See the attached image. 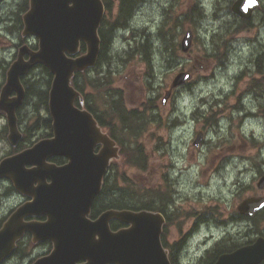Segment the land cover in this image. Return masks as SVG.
Instances as JSON below:
<instances>
[{"label": "rangeland", "instance_id": "374dc122", "mask_svg": "<svg viewBox=\"0 0 264 264\" xmlns=\"http://www.w3.org/2000/svg\"><path fill=\"white\" fill-rule=\"evenodd\" d=\"M25 1L28 4V0H8L1 8L0 84L4 81L2 70H7L15 59L16 45L20 44L18 15L27 9ZM232 1L137 0L131 8L133 12L130 11L128 19L125 18L124 22L129 23L118 29L113 38L115 60L120 56L119 63L111 66L116 73L113 86L122 91L126 106L142 107L148 96H157L158 107L157 116L145 129L147 131L133 139L149 152L147 168L138 170L123 165L120 157L113 168H117L119 173L124 172L127 180L124 182L120 179L118 185L127 187L136 183L146 190L151 184L156 190H164L162 176L164 172L167 174L169 185L165 188L168 189L167 193L175 194L170 207H174V214L167 228L166 239H184L189 249L180 257V264H203L199 256L207 253L205 264L211 254L206 251L212 248L217 237L227 235L230 238L233 235V238L224 241L242 243L254 239L259 231L264 230V221H260L259 216L252 218L251 223L249 221L245 226H229L230 233L225 231V234L222 230H216L215 226L192 229V222L202 213L211 215L217 212L216 215L221 214L219 222L228 220L242 198L264 195V189L256 188L258 179L264 174V82L260 87H250L261 76L255 74V64L250 68L246 65L253 53H262L264 0H261L260 8L253 14L247 27L232 14ZM117 7L114 1L111 11L105 13L107 20L118 16ZM195 7L200 8L198 13L197 9H192ZM189 13L192 15L191 23L187 20ZM6 23L10 32L5 36ZM162 27L171 34L172 47L177 44V54L168 51L169 59L162 58L155 51L160 44L156 38L157 31ZM187 28L193 30L194 36L190 51L185 53L178 47ZM141 38H150V44L154 47L149 55L151 72L136 54V44ZM23 43L36 46L37 41L29 37ZM215 54L217 57H213ZM187 71L192 73V87L180 89L172 102L169 95L167 103L162 105V98L174 76ZM38 81H41L40 78ZM225 86L227 92L224 91ZM247 89L263 96L254 100L253 95H245ZM28 107L31 109V106ZM101 107L103 109L105 104ZM257 109L261 110L259 118L245 115L249 111L256 114ZM39 113L43 114L44 110ZM3 123L0 120V131ZM200 131L203 132V140L194 146L193 140ZM209 133L215 139L207 138ZM119 134L127 137L125 132ZM127 142L131 143V140ZM157 145L160 147L154 148ZM7 151V142L0 137V157ZM173 172L175 174L171 175ZM244 176L249 177L247 181L243 179ZM12 203L13 200H2L0 195V218ZM254 219L257 225L252 223ZM46 249V246H39L34 254Z\"/></svg>", "mask_w": 264, "mask_h": 264}, {"label": "water", "instance_id": "95a60500", "mask_svg": "<svg viewBox=\"0 0 264 264\" xmlns=\"http://www.w3.org/2000/svg\"><path fill=\"white\" fill-rule=\"evenodd\" d=\"M258 4L257 0H236L231 10L249 18ZM103 15L101 0H29V8L23 14L22 33L35 35L38 49L19 47L18 57L8 68L0 90V111L5 113L7 138L15 145L20 138L16 111L25 93L20 78L41 64L53 76L48 93L53 134L0 161V178H10L19 191L32 197L0 229V262L14 250L16 240L30 232L34 241L48 239L53 243L52 251L33 264H169L160 242L164 223L161 213L109 209L96 219L87 217L110 161L118 156V147L101 131L93 115L75 104L83 98L71 85V79L76 72L95 65ZM192 38V30L182 36L183 52L190 49ZM81 45L85 51L78 54ZM190 79L189 72L176 74L162 103L174 87ZM12 92L15 96L9 97ZM201 139L202 133L198 132L193 145H199ZM98 144L101 147L95 151ZM52 156L68 161L59 167L48 165L46 159ZM27 164L34 167L25 168ZM45 177L51 180L50 184H46ZM35 181L38 185L32 186ZM257 185L264 186V176ZM263 206L264 197H248L237 210L251 215ZM34 214H43L46 220L23 221ZM111 219L127 226L112 231ZM263 259L264 237L260 236L252 244L220 255L214 264H259Z\"/></svg>", "mask_w": 264, "mask_h": 264}, {"label": "trees", "instance_id": "16d2710c", "mask_svg": "<svg viewBox=\"0 0 264 264\" xmlns=\"http://www.w3.org/2000/svg\"><path fill=\"white\" fill-rule=\"evenodd\" d=\"M122 2L123 3L117 19H114V22L112 20L105 21V19H103L102 24L99 28L101 44L96 65L91 69H87L80 73H75L72 78L71 84L82 95L83 107L91 112L94 118L97 120L98 124L105 131H107L114 140L118 142L119 146L121 147V164L135 167L138 170H144L148 166L149 152L145 151L143 147L137 142H133V139H137L139 136L143 135L144 132L147 131L145 130L147 128V124L152 120H155L157 114H149L148 110L150 109L151 112L156 111V98H147L146 103H144L145 106H143L142 110L128 109L125 106V100L122 91L113 86V79L116 73L115 71H113L111 66L114 63H119L120 60L119 55L118 59L115 60L116 57L112 52L113 38L115 36L117 27L125 25V18H127L129 15L128 13H130L128 11H131V8L136 3L132 0H122ZM24 5H26L25 7H27V2ZM107 9H110V6L107 5ZM192 9L197 8L195 7ZM198 10H200V8L197 9V13ZM190 17H192V15L189 13L187 16V20H190L189 23H191L192 21ZM171 29H173V27H171ZM157 34V38L160 44H158L155 51H158L161 57L165 59L170 58L168 51H170L171 54L174 53L176 55L178 50L177 44L175 47H172V45L170 44L171 34H169V31H165L162 27L157 32ZM110 41L112 42V44L110 43ZM150 42V38H141L140 40L138 39V42L136 44V54L140 57V60H142V62L146 63V67L151 72L152 64L150 63L149 55L152 54V51H154V47L151 46ZM84 49L85 48L82 45L81 52H83ZM43 71L48 73L45 68ZM93 73L94 75L91 76ZM48 75L49 79L45 83L46 87H49L51 82V75L49 73ZM33 85L34 83H30L27 88L32 87ZM28 94L30 103V98H36V102L33 103V111L35 113L34 118H36V121H34L32 124L35 123L33 126L38 132L37 139L51 136V119L47 113L46 107L47 90H42L41 88L35 87L28 90ZM76 103L77 105H79L78 101H76ZM103 103L105 104V107L102 109L101 106H103ZM42 109L44 110V113H41V115L39 112ZM35 130L31 131H34L36 134ZM119 132H125L127 137L125 135H122L121 137ZM30 137L31 136L29 131L27 143L25 144V146L31 143V141H29ZM122 138L126 140L123 141ZM129 139L131 140V143L127 142L129 141ZM158 147L160 146H154V148ZM19 148H23V145L19 144ZM116 163L117 161L113 164V166L116 165ZM113 166H111V168ZM111 168L109 169L107 175L104 177L102 190L94 201L93 210L101 212L105 209L110 208L131 210L145 209L160 211L161 213L165 214V216H167L165 209L168 207L167 203L171 204V198L169 197L170 194L167 193L168 189L165 188L164 190H156L152 189L149 185L146 190H144L140 188L141 186L136 183H134L135 186L130 185L127 187L118 185L120 179H123V181L126 182L127 179L125 177V174L124 172L119 173L117 168ZM258 216L261 218L260 221H264L263 212H261ZM252 223H255V225H257L256 219H254ZM167 228L168 226L166 223L162 233V240L164 245L167 244L165 241L166 233H168ZM258 234L264 235L260 231L258 232ZM236 242L237 241H223L215 245L212 248L213 254L210 255L205 264H212L220 253L233 249L236 245Z\"/></svg>", "mask_w": 264, "mask_h": 264}, {"label": "flooded vegetation", "instance_id": "af4514ba", "mask_svg": "<svg viewBox=\"0 0 264 264\" xmlns=\"http://www.w3.org/2000/svg\"><path fill=\"white\" fill-rule=\"evenodd\" d=\"M114 1H115L116 5H118V7H117V13L118 14L117 15L119 16L120 8H121L122 3H123L122 0H103L104 6H105V10L111 11V7L114 4ZM132 1L136 2L137 0H132ZM4 3H8V0H1L0 1V12H1V8H2ZM25 3H26V1H25ZM107 5L110 6V9H107ZM116 17L113 18V20H112L113 22L115 21L114 19H117ZM18 20H21V16L18 17ZM21 23H22V20H21ZM250 23L251 22H249V24ZM18 29H19V27H18ZM20 30H21V28H20ZM9 32H10V28L8 27V25L6 23V27H5V31H4L3 35L6 36V35L9 34ZM28 39L29 38L22 37L21 34H20V44L23 43V42H26ZM260 40H262V39H260ZM19 45H16V48ZM260 48L262 50V53H258V54L257 53H253L247 59L248 61H247L246 65L250 68L252 64H255L254 72H255V74L259 73L260 76H261L260 78L255 79L253 86L250 85V87H260L261 84L264 82V45H261ZM16 55L13 57V59L16 57ZM258 57H260V58H258ZM26 58H28L27 55H25V59ZM43 70H44L43 66L37 64L36 66L31 68L25 75L21 76V81H22L23 87L25 89V96H24L25 98L23 99V104L16 111V115H17V119H18V126H19V129L22 132V136L23 137L18 141V143H17V145L15 147H11L9 145V142H8V139H7L8 130H7V125H6V121H5V113L0 111V120L4 121L3 127H2V129L0 131V137H4V132H5V130H7V132L5 134V140L7 142L8 151H12V152L6 153L7 156H10L9 154H11V153L15 154L16 151H18L19 144H21V145H25L26 144L29 131H30V136H31L29 141H31V143L27 147H29V146L31 147V145H33L35 143V141H37L38 132L35 130V127L33 126L35 123L32 124L34 121H36V118L30 119V116H34L33 103L36 102V101H34V100H36V98H31L34 102H32V100H31L32 104L28 103V105L26 104V99H27V97L29 95L28 94V90H30L31 88H35V87L39 88L37 86L39 78L42 81L41 82L42 85H43V83H46L48 81L49 75H48L47 72H45ZM2 74L4 75V81H3L2 84H0L1 86L4 84L5 79H6V70L5 71L2 70ZM43 80H44V82H43ZM30 83L31 84L34 83V85L32 87H28L27 88V86ZM41 89L44 90L43 86H42ZM245 93H247L245 95H251V96L253 95L254 100H258V99H260L263 96V94L260 95L259 92H256V93L252 92V91L250 92L249 89H247ZM14 96H15L14 92L9 94V97H14ZM247 99H248V96H247ZM28 106H31L32 110L29 109ZM259 107H261V106H259ZM260 115H261V110H258V109H257V113L256 114L251 112V111L246 113V116H249V118L253 117V116L256 117V118H259ZM31 130H35L36 134H35L34 131L32 132ZM13 154H11V155H13ZM7 156H4V157H7ZM66 162H67V160L65 158H63V157L60 158L58 156H52V157H48L46 159V163L48 165L52 164V165H55V166H62ZM33 167L34 166L30 165V164L25 165V168H29L30 169V168H33ZM153 169H155V167H153ZM163 176H164L165 179L167 178V174L165 172L163 173ZM45 180H46L47 184L51 183V180L48 177H45ZM37 185H38V182L35 181L32 186H37ZM1 190H3V191H1ZM20 192L21 191L16 189L14 183L12 182V180L10 178L1 179L0 180V195L2 196V200H13L12 205H10L7 208V210H6L7 213L0 218V228H1L2 224L4 223V221L12 214V212L18 206H20L23 203H26L29 200H31V198H32L31 196L23 194V193H20ZM174 194H175V192H172V194H170V196H169L171 198V202L174 200ZM97 196H98V194L93 197L90 213L88 215V217H90L91 219H96L98 217V215H99V212L93 210L94 201H95ZM165 211L167 213V216H165V214L163 215L164 219H165L164 223H167L168 224L167 226H169L171 224V216H172V214H174V207L170 208V206H168L165 209ZM171 211H172V213H171ZM216 214H217V212H216ZM216 214H214V213H211V215L207 214V213L200 214V216L196 217L195 221L192 222V229H196V228L202 227V226L207 227V228L215 226L216 230H222L224 232V234H225V231H228V233H230L229 232V228L230 227H236V225L245 226L246 223L249 222V221L251 223V217H254V215L256 213L253 214V215H250V216H246V215H243V214H240V213H237V212L234 211L229 216L230 218L228 220H224V221H220V222L218 221L219 220L218 218H219L220 214L219 215H216ZM23 220L24 221H39V222H43V221L46 220V216L43 215V214L28 215V216L24 217ZM123 226H125V224H123L122 222H120L118 220H111L110 221V229L111 230H117V229H119V228H121ZM249 230H251V228ZM245 235H247V234H245ZM210 236H213V234H210ZM206 237H207V235H206ZM233 237L234 236L232 235L230 238H233ZM33 238L34 237H33L32 233L25 232L24 236L17 242L18 248L16 247L14 253L9 257V259L7 258V259L4 260V264H33L37 259L41 258L42 256H46L52 250L53 244L49 240H43V241L37 240L35 242ZM230 238H227V235L226 236L224 235L222 237H217V238H215L213 246L223 242L225 239H230ZM252 240L253 239H249L247 243L239 244L238 246L252 243L253 242ZM161 241H162V244H163V246H162L163 250L165 251L166 257L169 260V264H180V257L182 256L183 253L186 254L188 252V245L183 242L184 239L180 240V241H169V239H165V241L167 243L165 245H164L162 239H161ZM39 246H46L47 249L44 252H42V253L34 254V251ZM234 249H236V247L231 249V250H228L226 252L233 251ZM199 259H203V254H201L199 256ZM261 264H264V262L261 263Z\"/></svg>", "mask_w": 264, "mask_h": 264}, {"label": "clouds", "instance_id": "9594fccd", "mask_svg": "<svg viewBox=\"0 0 264 264\" xmlns=\"http://www.w3.org/2000/svg\"><path fill=\"white\" fill-rule=\"evenodd\" d=\"M119 31V30H118ZM224 91L227 92L228 91V88L225 86L224 87ZM11 99V98H9ZM191 133V127H189V134ZM207 138H210V139H215L214 137H212L211 133H209V136ZM175 173L173 172L171 175H174ZM249 177L248 176H244L243 179L245 181H247ZM5 260V259H4ZM4 260L2 262H0V264H4Z\"/></svg>", "mask_w": 264, "mask_h": 264}, {"label": "bare ground", "instance_id": "6f19581e", "mask_svg": "<svg viewBox=\"0 0 264 264\" xmlns=\"http://www.w3.org/2000/svg\"><path fill=\"white\" fill-rule=\"evenodd\" d=\"M231 3H232V2H231ZM128 12H130V11H128ZM131 12H133V11H131ZM204 13H205V12H204ZM128 14H129V13H128ZM130 14H131V13H130ZM130 14H129V15H130ZM126 16H127V15H126ZM123 17H124V16H123ZM130 18H131V17H130ZM130 18H129V19H130ZM127 19H128V17H127ZM127 19H126V20H127ZM129 21H130V20H129ZM249 21H250V20H249ZM128 23H129V22H127V24H128ZM125 24H126V23H125ZM127 24H126V25H127ZM248 24H249V23H248ZM124 26H125V25H124ZM243 26H244V25H243ZM243 26H242V27H243ZM158 34H159V33H158ZM158 34H157V35H158ZM156 38H157V37H156ZM110 40H112V39H110ZM157 40H158V39H157ZM110 43L112 44L111 41H110ZM154 43H155V42H154ZM114 44H115V43H114ZM112 46H113V45H112ZM114 46H115V45H114ZM114 48H116V47H114ZM156 49H157V48H156ZM110 52H111V51H110ZM247 115H248V114H247ZM226 227H227V226H226ZM235 246H236V245H235ZM235 246H234V247H235Z\"/></svg>", "mask_w": 264, "mask_h": 264}]
</instances>
